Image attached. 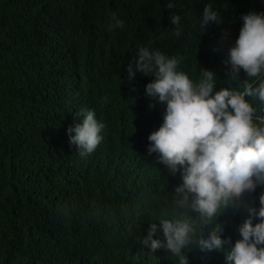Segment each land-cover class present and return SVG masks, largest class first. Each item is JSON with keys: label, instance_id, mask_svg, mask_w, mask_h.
<instances>
[{"label": "trees", "instance_id": "16d2710c", "mask_svg": "<svg viewBox=\"0 0 264 264\" xmlns=\"http://www.w3.org/2000/svg\"><path fill=\"white\" fill-rule=\"evenodd\" d=\"M167 2L0 0V264H179L140 240L162 214L179 218L171 200L182 180L147 152L166 109L145 95L154 77L136 72L129 81L127 68L143 45L177 56L178 70L193 81L207 69L217 77L214 91L235 89L222 61L241 16L264 13V0H175L171 11ZM206 3L222 23L201 32ZM113 13L122 28L108 29ZM172 13L181 17L180 37ZM222 31L229 33L223 41ZM247 99L264 115L258 98ZM82 109L105 125L100 144L83 156L67 134ZM262 193L258 186L223 210L216 221L222 239L234 245L241 238L238 227L248 207L259 209ZM153 238L163 240L162 232ZM184 254L188 264H229L225 251L194 244Z\"/></svg>", "mask_w": 264, "mask_h": 264}, {"label": "clouds", "instance_id": "9594fccd", "mask_svg": "<svg viewBox=\"0 0 264 264\" xmlns=\"http://www.w3.org/2000/svg\"><path fill=\"white\" fill-rule=\"evenodd\" d=\"M176 6L175 0L166 4L170 11ZM241 19L239 35L222 61L227 80L238 85L235 89L214 91L217 77L207 69H199L200 78L193 81L178 70L177 56L143 45L127 68L129 81L136 72L154 77L145 86V95L165 103L166 109L163 123L148 136L147 152L157 154L156 162L172 175L179 172L182 180L178 179L180 186L171 200L180 210L179 218H163L162 214L159 223L149 224L147 235L140 240L151 252L166 249L179 258V264H188L184 250L193 244L201 250L225 251L229 264H264V193L259 196L258 210L248 207V217L238 227L241 238L234 245L230 238L222 239V225L216 222L224 209L264 186V115L257 114L247 99L258 98L264 104V13L249 12ZM112 20L109 30L124 26L114 13ZM180 21L179 15H170L177 37L182 35ZM221 23L219 11L206 3L201 32L210 24ZM228 35L222 31L221 41ZM241 71L248 78L243 82ZM77 115L82 121L70 126L67 134L69 144L83 156L100 144L105 125L97 121L94 110L82 109ZM185 208L197 213L196 217L181 211ZM253 217L260 222L253 225ZM158 232L163 240L153 238Z\"/></svg>", "mask_w": 264, "mask_h": 264}]
</instances>
